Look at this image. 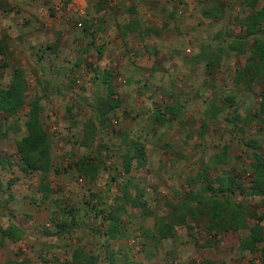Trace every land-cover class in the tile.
I'll use <instances>...</instances> for the list:
<instances>
[{
	"label": "rangeland",
	"instance_id": "1",
	"mask_svg": "<svg viewBox=\"0 0 264 264\" xmlns=\"http://www.w3.org/2000/svg\"><path fill=\"white\" fill-rule=\"evenodd\" d=\"M131 1L134 12L125 8ZM153 3V17L166 22L160 29L144 20L151 5L143 0H122V8L117 0H0V89L15 69L26 84L22 109L0 113V264H70L77 248L97 264H262L259 252L238 249L247 230L215 237L204 218L189 219L191 229L177 228L172 239L155 230L208 179L216 188L234 177L231 199L264 215V196L250 191L251 153L264 155V77L240 78L247 54L225 49L218 66L200 58L243 38L251 11L243 0ZM129 20L142 21L140 33L122 27ZM103 73L119 106L99 121L109 85ZM35 97L51 144L45 176L21 171L16 153ZM129 140L145 146L147 161H132L125 173ZM81 159L94 160L97 173L84 176ZM124 191L131 199L141 192L144 206L133 207ZM114 209L119 234L108 239L99 210ZM65 216L74 225L58 234L53 223ZM7 227L18 239L3 236Z\"/></svg>",
	"mask_w": 264,
	"mask_h": 264
},
{
	"label": "trees",
	"instance_id": "2",
	"mask_svg": "<svg viewBox=\"0 0 264 264\" xmlns=\"http://www.w3.org/2000/svg\"><path fill=\"white\" fill-rule=\"evenodd\" d=\"M245 6L251 11L242 21L244 37L228 43L226 48H217L211 55H202L201 60H208L210 64L218 66L219 61L225 54V49L234 52L237 55L247 54L240 78L245 81L244 77H249V80L254 78L264 77V0H243ZM259 5V8L257 6ZM129 31H133L130 26ZM250 40V42L248 41ZM2 51V49H1ZM209 64V65H210ZM101 81L107 85V74H102ZM108 85L106 99L102 100L101 107L97 111L98 120H105L107 115L119 106V100L113 99V91ZM26 84L24 80V72L22 69H15L11 83L8 87L0 89V113L6 115H14L25 105ZM41 98L35 97L28 104V112L24 122L25 135L16 142V153L20 162L21 171L39 172L45 176L52 167L51 160V144L49 136L41 122ZM162 114L157 113L155 119L161 121ZM94 130L91 131V134ZM86 143V140L83 142ZM101 148L102 146L99 145ZM123 152V168L125 173L130 171L131 162L134 161L139 167L145 165L147 154L145 146L136 141L129 140L124 145ZM217 161L222 159V156L216 157ZM81 159L79 161L80 172L91 177L97 173V165L94 160ZM5 163V159L0 158V165ZM251 176L253 179L251 185V195L264 196V155L258 151L251 153L250 161ZM113 182L115 179L111 177ZM46 184V180L43 179ZM130 184V182H128ZM237 188L234 177L220 178L217 181V187L213 186L210 179L206 184L195 193H190L184 200L170 207L169 213L157 221L155 230L161 239H172L176 235V230L179 227L191 229L188 225V220H199L204 218L207 229L213 233L215 237H219L225 232H238L247 230L248 235L239 240L238 249L241 252L260 253L261 263L264 264V215H257L251 212L245 205L236 204L231 199V194ZM224 196L223 201L216 200L215 194ZM46 194V192H42ZM214 194V195H213ZM124 197L128 202L132 203L133 207H143L141 201L143 197L141 192H137L135 198L124 191ZM103 210H99L102 220L106 224L103 235L108 239H116L119 232L120 212L118 209L111 210L108 214H104ZM64 214L68 212L64 211ZM98 214V213H97ZM65 216L61 221H55L53 225L57 228V233L63 234L64 231L74 225V219H69ZM253 221L250 224L248 221ZM16 230L7 227L3 236L10 239H18ZM209 241H206L202 246L209 247ZM263 247L260 248V246ZM70 264H97V257H94L81 248L73 251L70 257Z\"/></svg>",
	"mask_w": 264,
	"mask_h": 264
},
{
	"label": "crops",
	"instance_id": "3",
	"mask_svg": "<svg viewBox=\"0 0 264 264\" xmlns=\"http://www.w3.org/2000/svg\"><path fill=\"white\" fill-rule=\"evenodd\" d=\"M118 1V3H119V7H123L122 6V0H121V2H120V0H117ZM124 1V0H123ZM144 1V3L145 4H149L148 5V7L151 5V7L149 8V12L150 13H147V15L145 16V21H146V23H149V25L150 26H153V27H155L156 29L158 28V29H160V28H162L164 25H166V22H165V20H158V19H156L155 17H153V16H155V15H153L151 12H154L155 13V11H157V9H156V5L153 3V0H149V1H151V2H148V0H143ZM152 3V4H151ZM126 4V3H125ZM138 4L135 2H132L131 1V3H129L128 2V6H126L125 8H126V10H128V11H130V9H131V11H136V6H137ZM172 9V8H171ZM138 10V9H137ZM162 10H163V7L161 6V8H160V11L162 12ZM105 18V17H104ZM130 19H132V18H130ZM105 20V19H104ZM137 21V20H136ZM135 20H129V22H126L125 24H123V28H127L128 26H130V28L133 30V31H130V33H136V32H138V30L139 31H141V28H140V25H141V27H142V21H140V20H138V22H136ZM102 24H103V22H102ZM140 24V25H139ZM121 25V24H120ZM116 28H119V26L118 27H116ZM120 28H121V26H120ZM122 28V29H123ZM143 29V28H142ZM130 33H128L127 31H125L124 32V35H131ZM138 33H140V32H138ZM119 34V33H118ZM132 35H137V34H132ZM119 36H120V34H119ZM49 46V45H48ZM244 237H246V236H244Z\"/></svg>",
	"mask_w": 264,
	"mask_h": 264
},
{
	"label": "built area",
	"instance_id": "4",
	"mask_svg": "<svg viewBox=\"0 0 264 264\" xmlns=\"http://www.w3.org/2000/svg\"><path fill=\"white\" fill-rule=\"evenodd\" d=\"M77 0H72V4H76ZM79 14L82 15L83 14V10L82 8L80 7L79 10H78Z\"/></svg>",
	"mask_w": 264,
	"mask_h": 264
}]
</instances>
